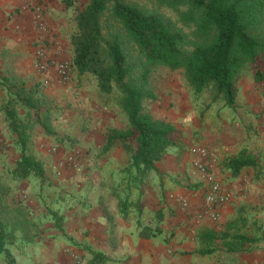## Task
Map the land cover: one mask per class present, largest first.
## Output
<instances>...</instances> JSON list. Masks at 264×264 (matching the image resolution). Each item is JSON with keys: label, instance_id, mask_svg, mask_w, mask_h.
I'll list each match as a JSON object with an SVG mask.
<instances>
[{"label": "crops", "instance_id": "obj_1", "mask_svg": "<svg viewBox=\"0 0 264 264\" xmlns=\"http://www.w3.org/2000/svg\"><path fill=\"white\" fill-rule=\"evenodd\" d=\"M36 3L42 8L51 36L59 42L61 56L64 49L70 52L67 32L72 24L63 0H0V76L7 70L24 79H40L33 65ZM53 47L51 54L59 56ZM262 63L261 78L251 66L237 75L231 106L212 102L208 92L196 97L181 68H165L170 72L157 78L154 96L144 105L155 118L173 124V143L144 177L141 195L136 191V198H127V213L119 211L118 198L111 190L120 180L118 171L127 164L129 154L119 143L102 152V131L125 127L127 121L122 118L120 122L121 110L112 106L108 114L101 113L100 129L91 126L89 136L77 137L89 150L82 157L81 167L65 169L56 181V189L64 188L60 190L64 198H29L20 215L14 208L9 213L16 238L8 250L15 263L87 264L94 253L101 252L106 260L100 264H264ZM87 76L75 75L72 87L81 79L82 95L97 93L95 80L94 91L83 88ZM61 91L55 86L43 88L51 104L60 101ZM86 121L89 123L90 118ZM195 146L206 147L211 155L199 156L192 152ZM242 150L255 162L234 174L226 162ZM196 162L204 169L197 168ZM209 172L230 195L229 202L217 208L215 217L201 208ZM170 193L185 196L188 209H182ZM143 228L147 236L142 235ZM207 231L213 235L204 239ZM236 234L254 240L230 249L226 242ZM0 264L8 263L1 258Z\"/></svg>", "mask_w": 264, "mask_h": 264}, {"label": "trees", "instance_id": "obj_2", "mask_svg": "<svg viewBox=\"0 0 264 264\" xmlns=\"http://www.w3.org/2000/svg\"><path fill=\"white\" fill-rule=\"evenodd\" d=\"M77 1L63 0L66 8ZM142 1L86 0L75 10V30L69 37L74 68L79 74H92L100 93H115L114 102L127 121L125 127L105 133L102 149L105 152L119 143L129 154L127 164L118 171L121 178L111 190L121 213H127V198H136V191L141 195L144 177L173 143V124L155 118L144 105L145 99L154 96L149 86L154 68H181L196 97L208 92L212 102L229 106L235 102V79L240 71L251 66L257 78L263 74L259 63L264 56V0H149L151 7ZM163 9L173 11L175 17ZM127 44L137 52V65L129 57ZM0 86L7 92L0 109L19 152L12 176L44 179V164L30 145L36 127L54 134L55 116L43 96L42 82L7 73L0 76ZM254 162L242 150L226 164L235 174ZM10 218L0 216V259L16 264L7 248L16 238ZM143 230L142 235L147 236ZM212 235L207 231L203 237ZM253 240L236 234L226 244L237 249ZM105 260L103 253L96 252L87 264Z\"/></svg>", "mask_w": 264, "mask_h": 264}, {"label": "rangeland", "instance_id": "obj_3", "mask_svg": "<svg viewBox=\"0 0 264 264\" xmlns=\"http://www.w3.org/2000/svg\"><path fill=\"white\" fill-rule=\"evenodd\" d=\"M85 3L86 0H78L74 7L66 8L65 6V13L67 14L69 23L72 24L70 31L67 32L68 40L70 34L75 30V21L73 19L75 10L77 8L83 7ZM141 3L148 7L153 6V2L149 0H144ZM163 11L166 15L175 17V13L173 11L168 9H163ZM127 50L129 51V57L137 65L138 58L135 48L131 44H127ZM69 51L70 52L65 49L61 51L63 53L62 56H69L72 59L71 47ZM262 60L264 61V56L260 58L261 63L259 64L261 66L263 64ZM6 67H9L8 64ZM165 68L166 67H156L152 70L149 77V86L152 92L153 86L157 82V78H161L165 76L166 73L170 72ZM6 72L8 73L7 70ZM86 74H88V76L85 80V83L83 84V88H85L86 90L89 88V90L94 91V80L96 82V79L92 74ZM75 75L77 77L79 76V73L76 69ZM77 77H74V79ZM31 81L41 80L31 79ZM77 82L79 84L74 87H72V85L69 87H59L62 89V93L60 94V101L57 104L60 105L51 104V102L49 101L53 109V116H55L52 122L54 134L50 135L40 127H36L33 132L30 145L34 154L39 159H41L44 164V179L38 178L34 175H30L24 179H15L12 176L11 170L13 169L16 158L19 156V152L13 146L8 130L7 132L5 131L7 127H5V130L3 129L5 120L0 109V132L2 133L0 137V184L2 185V187H0V206L2 208L0 216L3 219L10 218L9 213L12 212V208H14L15 213L20 215L23 212L22 209H24V207L26 206V202L29 198H54L55 196H57V198H64V195H61L60 191L64 190V188L56 189V181L59 180V177H57L51 169L52 156L47 151V148L56 143L59 146L60 151H62L63 153L76 151V153L78 152L77 154L83 156L85 153H88L89 150L85 149L83 143L77 137L80 138V136L84 135L89 136V133L93 131L91 129V126H93V128L100 129L98 120L103 116L101 113L105 115L108 114L110 112L111 106L118 109L119 111L121 110L114 102L115 93L103 94L100 93L97 89V93L95 91V93L91 92L88 95H82V88H79L82 84V80L78 79ZM44 87L48 86L42 84V92ZM6 94V89L0 86V104L3 98L6 97ZM43 96L45 97L44 93ZM150 100V98H147L144 100V102H151ZM120 112L121 113L118 115L119 121L122 118L126 121L123 112ZM74 116L77 117L78 120H76L75 123H71V125L69 122H71L75 118ZM87 118H90L89 123L88 121H86ZM75 131H77L78 133H75ZM102 132L103 134H105L106 129H104ZM97 133H100V131ZM42 152L46 154L45 157ZM93 153L94 152H92V154ZM98 155H100V153ZM24 192L26 194L25 197L23 196ZM9 246L11 245L9 244L7 248H9Z\"/></svg>", "mask_w": 264, "mask_h": 264}, {"label": "built area", "instance_id": "obj_4", "mask_svg": "<svg viewBox=\"0 0 264 264\" xmlns=\"http://www.w3.org/2000/svg\"><path fill=\"white\" fill-rule=\"evenodd\" d=\"M35 29L37 37L34 45V61L33 65L43 85L48 87H69L75 81V69L72 60L69 56H61L58 49V40L53 38L48 23L46 22L40 4L36 3L34 7ZM56 49L60 54H51L50 48ZM66 90V89H65ZM260 124L264 129V113L262 114ZM47 151L52 156L51 169L57 177H62L63 172L67 168L77 169L81 167L83 156L77 154L76 151L62 153L59 146L54 143L47 148ZM192 152L197 153L201 157L211 155L210 150L204 146H195ZM195 166L199 169H204V165L196 162ZM208 187L203 194L202 210L209 212L212 217L216 216L217 208L230 200L229 193L224 190L220 181L213 173H207ZM24 197L26 196L24 192ZM170 198H174L182 209H188L189 200L179 194L170 193Z\"/></svg>", "mask_w": 264, "mask_h": 264}]
</instances>
